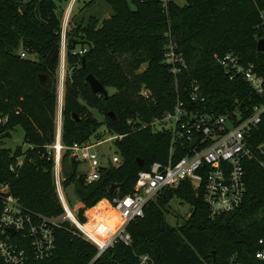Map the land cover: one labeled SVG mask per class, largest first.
Wrapping results in <instances>:
<instances>
[{"label": "trees", "instance_id": "trees-1", "mask_svg": "<svg viewBox=\"0 0 264 264\" xmlns=\"http://www.w3.org/2000/svg\"><path fill=\"white\" fill-rule=\"evenodd\" d=\"M69 1L0 0V136L21 127L28 145L26 151L20 147L13 153L0 148V184L6 194L47 218L65 215L49 147L55 143L59 98L57 52L63 22L58 9L59 3ZM105 1L112 10L109 18L101 23L91 17L66 32L62 144L86 143L102 126L113 136H123L117 140L121 164L104 169L92 184L69 151L62 155L64 186H75L80 202L73 212L81 222L84 212L102 199L113 202L129 195L141 170L167 162L171 135L139 127L171 112L179 97L188 101L193 81L200 83L208 106L218 113L237 99L250 107L260 101L243 80H229L216 54L232 53L264 74V53L257 51L264 0H185L184 6L172 0L166 5L132 0L134 9L127 0ZM171 41L186 65L179 66L177 75L164 64ZM22 53L29 57L22 58ZM89 75L114 93L94 94ZM143 89L150 98L141 95ZM257 132L254 144L264 141V116ZM19 159L21 165L12 171ZM246 170L244 203L231 214L212 216L202 188L184 181L150 202L144 217L129 225L131 246L117 244L94 261L97 247L63 221L55 229L54 254L44 261L30 257L27 264H135L143 254L156 264H261L255 254L264 247L259 245L264 240V169L251 160ZM114 184L122 188L110 194ZM174 198L191 206L180 226L169 225L165 218ZM88 217L86 228L92 225L91 213ZM0 264H5L1 258Z\"/></svg>", "mask_w": 264, "mask_h": 264}, {"label": "built area", "instance_id": "built-area-1", "mask_svg": "<svg viewBox=\"0 0 264 264\" xmlns=\"http://www.w3.org/2000/svg\"><path fill=\"white\" fill-rule=\"evenodd\" d=\"M161 1L166 5L168 0ZM260 20L259 41L264 40V10L260 13ZM66 31L67 24L63 25V63ZM177 48L171 41L164 60V64L170 66L175 75L181 71L179 66H186ZM80 54H84V51ZM21 56L25 58L26 54L22 53ZM214 58L230 81L243 80L260 101L250 107L247 102L237 99L231 108L218 113L208 106V99L202 93L200 83L193 81L188 101L179 97L171 112L149 124L142 123L139 128H150L154 133L166 132L171 135L170 156L165 163L156 162L148 169L141 170L132 192L111 202L116 212L117 227L105 238L91 235L70 209L59 174L61 160L63 153L69 151L71 158L79 163L80 172L85 175L87 184H92L100 180L104 169L121 164V157L116 153L105 166L95 150L103 140L95 143L89 140L65 147L62 144L64 100L62 96L58 98L55 143L49 147L55 161L56 190L66 220L76 226L84 240L97 247L98 254L94 261L117 244L131 246L129 225L144 217L150 202L157 200L164 191L178 188L184 181L190 182L193 187L202 188L204 204L212 216L231 214L244 203L247 193L246 162L254 160L264 169V141L254 144L264 116V74L260 73L255 64L244 63L232 53L221 56L216 54ZM141 95L151 97V93L145 89ZM114 138L121 140L123 136ZM180 153L183 156L177 158ZM20 165L19 159L17 166L11 170ZM4 190V184H0V258L5 264H27L30 257L37 261L49 259L57 247L55 229L64 221V217H44L25 207L19 198L6 194ZM259 245L264 246V240H259ZM255 258L264 264V247L256 252ZM135 264L156 262L150 255L143 254L137 256Z\"/></svg>", "mask_w": 264, "mask_h": 264}, {"label": "rangeland", "instance_id": "rangeland-1", "mask_svg": "<svg viewBox=\"0 0 264 264\" xmlns=\"http://www.w3.org/2000/svg\"><path fill=\"white\" fill-rule=\"evenodd\" d=\"M29 1V0H25ZM93 0H76L73 3V0L69 1V3H59L58 12L62 18L63 25L67 24V30L71 28H75L78 24H86L91 17L98 18L101 23L104 19L109 18L112 15V10L110 6L106 3L105 0H96L92 3ZM129 4L132 6V0H127ZM180 6L185 5V0H172ZM92 3V4H91ZM63 7H62V6ZM134 9V7L132 6ZM67 32V31H66ZM63 40V39H62ZM26 57H29V54L26 53ZM146 68V65L141 67V71ZM65 75H66V63L63 61L60 62V67L58 71L59 85H58V94L59 98L62 96L64 100V90H65ZM109 94L114 93L113 90H107ZM2 117V115L0 116ZM102 120L103 118L99 116ZM7 133H4L0 136V148L1 149H10L12 153L16 151L18 148L22 147L24 151L28 149V145L24 144V130L21 127H17L10 136H4ZM101 137V139H100ZM100 139V140H99ZM92 142H99L103 140L99 146L95 148V150L99 153L101 157V161L105 166L109 164L113 156L118 152L117 140H115L114 136L109 134L106 127L102 126L96 134L92 137ZM82 167V166H81ZM64 166L61 164L60 168V177L62 182V190L65 196V199L68 202V205L72 211L79 205V198L75 193V186L71 185L68 187L64 186V176H63ZM55 183H56V170H55ZM92 217V225L90 230L95 236H99L105 238L108 236L113 228L115 227V214L114 210L111 207V201L108 199H102L98 202L94 207L90 208L86 212H84L83 217L84 221L78 218L80 223L84 226H87L91 219H89L88 215ZM191 214V206L177 198H174L165 212V218L169 225L171 226H180L186 221ZM64 221H67L72 228H76V226L71 223L69 220H66V213L63 216Z\"/></svg>", "mask_w": 264, "mask_h": 264}, {"label": "water", "instance_id": "water-1", "mask_svg": "<svg viewBox=\"0 0 264 264\" xmlns=\"http://www.w3.org/2000/svg\"><path fill=\"white\" fill-rule=\"evenodd\" d=\"M257 51L260 53H264V40H260L258 42ZM57 56H59L60 58L63 56L62 50H59L57 52ZM44 82H45V76H41V83L44 84ZM87 82L89 83L94 94H100V95H104V96L108 97L107 89L94 76L89 75L87 77ZM0 116H1V114H0ZM76 119H78V118L76 117ZM7 135H8V133L5 134L4 136L6 137ZM139 165H140V167H142L143 163L141 162ZM120 188H122V184H114L110 188L109 193L114 194Z\"/></svg>", "mask_w": 264, "mask_h": 264}, {"label": "bare ground", "instance_id": "bare-ground-1", "mask_svg": "<svg viewBox=\"0 0 264 264\" xmlns=\"http://www.w3.org/2000/svg\"><path fill=\"white\" fill-rule=\"evenodd\" d=\"M114 214H115V227L113 228V230L117 227V220H116V212H115V211H114ZM70 215L73 216L72 213H71ZM86 229H87V228H86ZM87 231H88L91 235L95 236L90 230L87 229ZM95 237H96V236H95Z\"/></svg>", "mask_w": 264, "mask_h": 264}, {"label": "crops", "instance_id": "crops-1", "mask_svg": "<svg viewBox=\"0 0 264 264\" xmlns=\"http://www.w3.org/2000/svg\"><path fill=\"white\" fill-rule=\"evenodd\" d=\"M180 6V5H179Z\"/></svg>", "mask_w": 264, "mask_h": 264}]
</instances>
